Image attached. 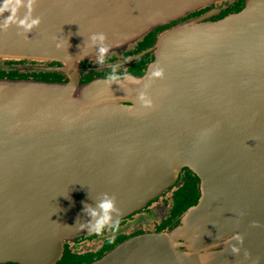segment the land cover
<instances>
[{
    "label": "water",
    "instance_id": "obj_1",
    "mask_svg": "<svg viewBox=\"0 0 264 264\" xmlns=\"http://www.w3.org/2000/svg\"><path fill=\"white\" fill-rule=\"evenodd\" d=\"M215 1L36 0L39 26L0 30V59L57 60L37 68L67 75L0 76V264H56L103 217L101 201L115 199L104 228L179 186L184 169L200 194L177 225L89 264H264V0L161 31L145 72L81 78L97 68L80 64L99 56L93 33L109 53ZM230 225L249 227L250 259L236 260L234 240L215 250Z\"/></svg>",
    "mask_w": 264,
    "mask_h": 264
},
{
    "label": "flooded vegetation",
    "instance_id": "obj_2",
    "mask_svg": "<svg viewBox=\"0 0 264 264\" xmlns=\"http://www.w3.org/2000/svg\"><path fill=\"white\" fill-rule=\"evenodd\" d=\"M227 1L217 0L179 18L157 25L153 30L130 42L125 48L106 53L103 64L99 63L98 58L81 60L82 67H97L91 70L83 69L81 78L87 80L96 76H111L113 73L122 75L128 72H145L153 59V51L150 48L161 31L179 22L200 16L207 20H218L239 10L244 2V0H236L229 6L224 7ZM139 55L141 56L139 57ZM61 65L62 62L57 60L0 59V76L66 79L67 75L56 68H37L38 66L59 67ZM199 194L200 183L198 178L190 170L184 169V180L179 186L172 188L167 194L142 211L119 220L118 227L115 230L113 228L117 222L102 228L101 233L92 231L76 241H65L62 256L56 264H89L128 238L150 232L172 230L177 225L180 214L197 199ZM230 228L235 232L228 235L223 234L220 240L221 244L215 250H223L226 243L230 244L234 240V245L239 247L242 244L244 245L240 249H234V253L237 254L236 260L239 257L243 260L247 257L250 259L253 253L249 252L250 247L246 246V236L249 234L241 231L249 227L246 225H230Z\"/></svg>",
    "mask_w": 264,
    "mask_h": 264
},
{
    "label": "clouds",
    "instance_id": "obj_3",
    "mask_svg": "<svg viewBox=\"0 0 264 264\" xmlns=\"http://www.w3.org/2000/svg\"><path fill=\"white\" fill-rule=\"evenodd\" d=\"M35 2L36 0H3V3H0V17H2V21H0V30H6L12 24H16L25 33H29L35 27L39 26L41 23V18L32 14ZM22 7H26L28 9L24 16L19 15V11ZM5 13L9 14L4 15ZM106 39L107 36L104 32H96L91 36L92 43L101 42L98 56L99 63L101 64L104 63L105 54L109 50V45L102 43ZM152 75L157 77L162 76L163 69L157 68L156 71L152 73ZM109 79L116 80L117 76L115 73H113ZM99 207L104 210V215L99 221H97L92 229V231L96 233H101L104 223L109 220L110 212L115 208V199L112 197L106 198L100 202ZM92 214L95 215V210L92 211ZM118 224L119 223L117 221L115 227L113 228L114 230L118 227Z\"/></svg>",
    "mask_w": 264,
    "mask_h": 264
},
{
    "label": "rangeland",
    "instance_id": "obj_4",
    "mask_svg": "<svg viewBox=\"0 0 264 264\" xmlns=\"http://www.w3.org/2000/svg\"><path fill=\"white\" fill-rule=\"evenodd\" d=\"M13 68H15V67H13ZM17 68V67H16Z\"/></svg>",
    "mask_w": 264,
    "mask_h": 264
}]
</instances>
